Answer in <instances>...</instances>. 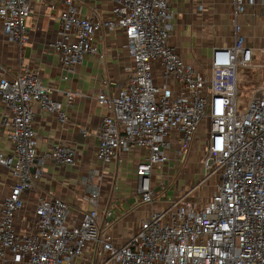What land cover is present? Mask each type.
I'll return each instance as SVG.
<instances>
[{
	"label": "built area",
	"instance_id": "1",
	"mask_svg": "<svg viewBox=\"0 0 264 264\" xmlns=\"http://www.w3.org/2000/svg\"><path fill=\"white\" fill-rule=\"evenodd\" d=\"M88 1L97 0H62L60 37L53 45L62 65H79L97 53L98 32L117 29L131 60L127 82L118 92L98 96L107 113L98 131L97 159L122 163L133 149L147 151L136 167L137 198L153 204L158 198L154 167L170 161L167 151L175 139L182 163L204 126V174L206 179L217 176V187L203 205L184 197L152 212L122 245L106 235L110 223L98 208L96 186L81 198L93 209L79 221L72 222L66 201L40 198L27 228L19 229L23 197L35 189L45 163L75 164L73 149L61 143L39 154L32 103L62 123L67 116L38 74L24 70L0 79V100L8 111L4 123L14 147L12 156L0 154V165L14 179L1 211L0 264H76L86 250L91 264H264V78L251 90L247 107L238 106L240 71L249 80L255 70L264 72V44L249 43L239 19L251 9L264 22V0H231L233 42L214 48L203 69L188 65L170 43L177 18L173 0H109L112 11L105 20L81 16L79 5ZM195 7L203 12L205 4L199 1ZM31 14L29 0H2L0 19L8 39L25 43ZM66 95L71 104L75 94ZM105 214L110 217L112 211Z\"/></svg>",
	"mask_w": 264,
	"mask_h": 264
},
{
	"label": "crops",
	"instance_id": "2",
	"mask_svg": "<svg viewBox=\"0 0 264 264\" xmlns=\"http://www.w3.org/2000/svg\"><path fill=\"white\" fill-rule=\"evenodd\" d=\"M29 1L32 14L26 21V41L23 45L8 39L3 33L0 19V79L16 77L24 70L38 74L43 84L50 88L52 98L62 105L67 116V121L62 123L56 114L44 111L38 103H32L34 128L38 134V152H51L55 145L61 143L73 149L75 164L54 161L45 163L43 176L36 182L35 189L23 197L25 207L17 218V227L27 228L26 219L32 215L40 198L48 200L56 197L66 201L70 206L72 222L79 221L83 212L93 209L91 204L82 202L81 198L96 186L100 194L98 208L104 213L103 219L110 223L106 235L115 244L122 245L152 212L163 211L184 197L188 200L198 197L206 155L201 158L196 150L203 133L198 131L182 163L178 162L179 142L174 140L172 148L167 151L170 161L154 167L153 181L158 193L157 200L153 204L140 203L137 198L139 183L136 167L146 157L147 151L133 149L123 155L122 163H103L97 159L98 131L107 113L99 104L98 96L105 93L108 97H113L127 82L126 68L131 65L124 48L123 32L119 29L98 32L94 39L97 53L88 54L79 65L66 68L53 46L60 37L59 16L64 8L62 0ZM199 1L207 5L215 3L214 0H191L190 4L185 5L190 13H182V9L185 10L182 7L183 1H172L177 18L172 22L174 28L170 43L188 65L203 69L209 65L213 49L222 44L208 41L204 48L203 38L192 42L186 36L187 26L194 16L202 13L195 7ZM226 2V10L232 21V3L231 0ZM79 9L83 17L105 20L111 16L112 3L109 0L88 1L80 4ZM253 12L250 9V13ZM230 29L231 38L227 46L233 42L232 25ZM246 35L247 41L254 44L250 32ZM67 93L75 94L71 104H68ZM6 115L8 111L0 100V154L4 157L14 154L9 138L10 129L4 123ZM83 129L86 135L82 134ZM197 175L199 181L196 180ZM180 181H183L182 186H179ZM13 182L10 170L0 165V219L3 203L11 193ZM107 210L112 211L110 217H106ZM90 261V250H86L76 264H91Z\"/></svg>",
	"mask_w": 264,
	"mask_h": 264
},
{
	"label": "rangeland",
	"instance_id": "3",
	"mask_svg": "<svg viewBox=\"0 0 264 264\" xmlns=\"http://www.w3.org/2000/svg\"><path fill=\"white\" fill-rule=\"evenodd\" d=\"M183 12H189L188 7L185 6L191 3V0H182ZM212 1V0H211ZM215 3H207L205 4V9L201 14L194 16L193 21L187 26L185 30V34L187 37L192 39V42H196L197 39H204V48H206V44L208 41H214L217 44L221 43V46L225 47L228 45L229 39L231 38V17L230 14L226 10V1L227 0H214ZM187 8V9H186ZM190 16V15H189ZM254 13H250L248 11L247 15L240 17L239 23L242 26V34L243 36H247L246 33L250 32V36L253 37V45L261 46L264 44V22L257 17ZM244 17V19H242ZM205 36V37H203ZM264 78V72L261 70H255L253 73L252 80H249V74L245 70H241L238 77V84L241 89V94L238 98V106L240 109H245L249 103L251 97V90L254 85L260 80ZM200 131L203 133V138L199 140V148L196 150L198 154H201V158L207 153V140L205 139V135L207 133V128L202 126ZM183 164H180L182 166ZM196 173V172H195ZM197 174V173H196ZM201 176V182L203 184L200 185L199 192L194 200L198 201L200 204H205L207 199L211 196L214 189L218 184V177L213 175L206 179L204 173ZM197 181H199V175H197ZM182 182H179V186H182ZM207 195V197H206Z\"/></svg>",
	"mask_w": 264,
	"mask_h": 264
},
{
	"label": "water",
	"instance_id": "4",
	"mask_svg": "<svg viewBox=\"0 0 264 264\" xmlns=\"http://www.w3.org/2000/svg\"><path fill=\"white\" fill-rule=\"evenodd\" d=\"M208 164L211 165V162H209Z\"/></svg>",
	"mask_w": 264,
	"mask_h": 264
}]
</instances>
